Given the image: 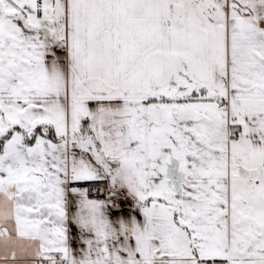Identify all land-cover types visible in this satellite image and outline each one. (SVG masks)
I'll list each match as a JSON object with an SVG mask.
<instances>
[{
    "label": "snow or ice",
    "instance_id": "snow-or-ice-1",
    "mask_svg": "<svg viewBox=\"0 0 264 264\" xmlns=\"http://www.w3.org/2000/svg\"><path fill=\"white\" fill-rule=\"evenodd\" d=\"M0 264H264V0H0Z\"/></svg>",
    "mask_w": 264,
    "mask_h": 264
}]
</instances>
